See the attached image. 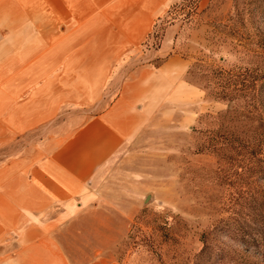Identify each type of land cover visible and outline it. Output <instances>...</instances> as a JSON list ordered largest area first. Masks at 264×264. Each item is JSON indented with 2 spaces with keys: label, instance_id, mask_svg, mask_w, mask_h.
<instances>
[{
  "label": "rangeland",
  "instance_id": "1",
  "mask_svg": "<svg viewBox=\"0 0 264 264\" xmlns=\"http://www.w3.org/2000/svg\"><path fill=\"white\" fill-rule=\"evenodd\" d=\"M60 1L10 0L0 19V264H264V0H176L147 22L133 64L155 72L167 41L184 74L163 72V96L150 84V115L91 178V204L40 216L37 152L108 104L128 60L113 61L117 29L105 22L122 8Z\"/></svg>",
  "mask_w": 264,
  "mask_h": 264
},
{
  "label": "crops",
  "instance_id": "2",
  "mask_svg": "<svg viewBox=\"0 0 264 264\" xmlns=\"http://www.w3.org/2000/svg\"><path fill=\"white\" fill-rule=\"evenodd\" d=\"M25 1V0H19ZM34 1L37 4V0ZM176 0H61L63 6H98L122 8L106 15V24H113L117 29V42L110 52L113 61L118 55L128 52L124 65L118 63V70L106 86L109 88L103 103L105 107L88 118L79 127H74L58 138L45 141L37 152V215H71L91 204L95 195L89 188L90 180L97 171L110 162L125 147L138 130L146 123L150 115L148 103L153 102L149 86L154 82L157 94H168L169 83L163 72H174L173 77L179 81L184 74L186 64L176 55H169L164 41L162 48L156 52L160 65L155 72L150 65H134L136 56L134 40L140 29L147 28V22L161 14ZM10 0H0V19L3 20L4 8ZM24 5V3H22ZM147 11L143 21L138 22L137 8ZM73 12V11H72ZM138 23H145L140 28ZM125 57V58H126ZM111 62L100 69L97 86H103L113 70ZM116 69V68H115ZM89 99V98H88ZM87 99V100H88ZM109 100V101H108ZM163 102V97L157 100ZM49 114L56 107L47 103ZM47 110V109H46ZM55 222L44 224L42 231L51 230ZM49 240L46 238V241ZM51 240V239H50ZM51 242V241H50Z\"/></svg>",
  "mask_w": 264,
  "mask_h": 264
},
{
  "label": "trees",
  "instance_id": "3",
  "mask_svg": "<svg viewBox=\"0 0 264 264\" xmlns=\"http://www.w3.org/2000/svg\"><path fill=\"white\" fill-rule=\"evenodd\" d=\"M233 84L234 85H237L238 83L234 81ZM254 84H255V82H249L247 84L243 83L242 89L241 88H238V90H235V88H234L232 90V92L233 91H243V92L248 91L249 89H251L252 87H254ZM223 97H226V95H223ZM230 100H232V98ZM259 142L261 143L262 141H259ZM261 236H262L261 237V242L257 243L256 246H255V248L258 249L259 252H262V255L264 256V233Z\"/></svg>",
  "mask_w": 264,
  "mask_h": 264
},
{
  "label": "built area",
  "instance_id": "4",
  "mask_svg": "<svg viewBox=\"0 0 264 264\" xmlns=\"http://www.w3.org/2000/svg\"><path fill=\"white\" fill-rule=\"evenodd\" d=\"M162 25V20L158 22V24L156 25L155 29L153 30V32L151 33V36L149 38V40L147 39V46L149 45V47L151 49L153 48H157V44L159 42V40L161 39V26Z\"/></svg>",
  "mask_w": 264,
  "mask_h": 264
}]
</instances>
